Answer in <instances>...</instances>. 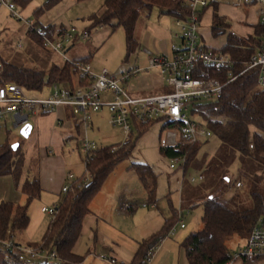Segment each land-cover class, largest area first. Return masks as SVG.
<instances>
[{"label": "rangeland", "instance_id": "374dc122", "mask_svg": "<svg viewBox=\"0 0 264 264\" xmlns=\"http://www.w3.org/2000/svg\"><path fill=\"white\" fill-rule=\"evenodd\" d=\"M51 0H31L30 3L22 8L16 3V13L19 15V19L12 17L10 10L5 5H0V62H7L17 66H24L26 68H36L44 70L47 73L51 71L54 66H64L66 61L64 57L58 53L50 52L45 47H42L36 41H34L29 35L30 22L37 30L43 28L59 29L65 26H76L77 28H87L91 30V36L88 40H77L70 44V50L68 47L64 50L65 55L70 61L76 59H86L92 65L94 73H100L103 69H107L110 74L120 77L124 72L132 70L139 65V58L143 54L140 41L139 49L133 54H128L127 37L125 30L122 27L113 28L110 25L99 26L91 29V18L94 15H101L104 10V4L106 0H56V2L48 7V3ZM235 3L238 0H233ZM211 0H209V3ZM220 6L229 8L233 6V2L229 0H218ZM47 6V7H46ZM221 7V8H222ZM235 7V6H233ZM241 10L243 17L247 19V23L233 19L231 22V29L235 34L239 36L250 33L255 35L254 26L261 23V19L258 17L259 11L258 5H242L241 7H235ZM43 9V12H37ZM199 11H202L201 6L198 7ZM212 10H214L212 4L207 8L203 19H201V32L205 36L206 42L210 40L211 26H212ZM228 10V9H227ZM160 9L155 7L150 16H142L145 19H151L152 27H163V22H160ZM165 24V16H162ZM248 24V25H247ZM237 28L235 29V27ZM159 29V30H160ZM156 30L155 36L159 33ZM57 31V30H56ZM171 31L173 33L181 34V28L177 25L176 21L171 22ZM212 40L216 41L218 45H223L227 40V35L220 37H213ZM137 39V37H136ZM175 41V40H174ZM181 41V40H180ZM23 46L20 48L19 44ZM176 44H180L179 41H175ZM172 49V47H171ZM141 50V51H140ZM140 54V56H139ZM143 58V56H142ZM141 66V65H140ZM123 72V73H122ZM150 71L145 69L140 75H148ZM166 83V82H165ZM171 91L166 83V92ZM54 92L52 85L46 83L42 90L38 91H26L27 95L31 98H47ZM153 96V95H145ZM191 118L198 122L203 123L196 115H191ZM93 127L87 128V131H78L75 128L61 126L60 123L53 128L55 134L51 131L50 126H44V131L38 136L36 130L32 137L25 139L22 136L21 130L23 126H15V122L11 116L0 120V146L9 142L11 145L21 144L24 152L27 154L28 160L32 157L35 149H39L41 155L44 151H53L54 156L57 159H63L65 162V174L72 175L75 179L67 180L66 185H72L78 178H83L87 175L86 171V153H84L82 145L84 141H89L93 149L102 148L105 146L119 145L127 142V136L124 131L118 127H113L108 122L101 120L99 117L93 118ZM29 123L35 126L34 118H31ZM204 124V123H203ZM134 139L138 137L137 133L133 134ZM166 141V130H163L162 121L156 122L149 131H147L140 139H138L137 146L130 159L122 162L117 169H115L108 177L106 183L102 187L100 198L96 200V203L100 206H111L116 209L117 214H124L127 211L123 210V205L126 202L134 203L136 210L128 212L130 215L138 213L142 209L144 211H155L161 216V219L156 218L154 221L160 231L164 224V217L170 218L173 216L171 203L174 208H178L180 200L184 201V208L186 215L183 222L186 225L185 229H181L177 224L176 231L173 236L161 241L158 247L154 250L155 257H153L149 264H189L185 255L184 249L181 248V243L190 235L199 232L203 226L202 217L204 214L203 207L197 205L194 208L191 207L194 203L197 204L202 198L215 195L220 202L230 206H234L240 209H252L254 202L251 196V189L249 185V178L246 175V171L242 172V158L239 154H236L230 161L229 168L226 170H220L217 173H208L205 175V169L207 165L217 156L221 147V142L217 136L213 135L211 138L203 140L201 147L197 153V156L190 161V163L181 167L177 166V169H170L171 158H167L160 152V146ZM37 146V147H36ZM132 162L144 163L152 166L158 175L159 182V194L161 196L160 202H158L159 211L153 207L152 203H149L148 195L139 181L138 174L134 170H129V165ZM27 169L31 165L30 179L37 176L38 162L37 157H34L32 163L30 160L26 163ZM43 172L48 176L55 177L58 175V170L55 167L53 171L43 165ZM183 168H185L183 170ZM184 173L183 185L181 190L171 192L169 189V178L173 177L174 173ZM262 173V172H261ZM263 174V173H262ZM204 175L205 179L200 181L199 177ZM47 177V176H46ZM50 177H48L50 179ZM196 178L195 183L191 182V178ZM222 179H225L223 181ZM51 181L53 179H50ZM242 183V187L238 188L236 184ZM171 192L168 197V193ZM133 194L135 195L133 197ZM65 194L62 193V197ZM60 196L48 192H42L40 197L34 199L29 203L27 197L24 194H16L12 199L16 200L15 204L29 206L30 224L28 228L23 232H18L15 235V241L20 245L26 246L28 243L41 244L47 233V229L54 219V216L47 213H43V208H57L61 201ZM95 203V204H96ZM144 205L148 207L145 208ZM110 210V209H109ZM111 211V210H110ZM125 211V212H124ZM113 213V212H111ZM114 216V214H112ZM115 217L117 215L115 214ZM86 219V218H85ZM87 218L84 220V231L80 239L81 246L79 248L82 256L86 257L90 251V255H93V264H109L101 259V257H110L108 252L96 247L98 238H96V227L91 226L90 220ZM119 219L123 222L121 216ZM129 221L134 231H139L141 224L139 219H126ZM154 223V224H155ZM162 224V225H161ZM161 226V227H160ZM138 234L137 232H134ZM100 236V235H99ZM101 237V238H100ZM99 240L102 239V236ZM133 237V236H132ZM101 241V240H100ZM246 240L238 236H233L227 241V247L229 251L234 255H240L246 246ZM96 247V249H95ZM163 249V250H162ZM160 250L161 255L156 257ZM167 252L165 259L161 262L162 255ZM49 253L38 255H29L24 253V256L31 262L44 263L46 262L45 256ZM157 258V259H156ZM51 262V261H50ZM120 264V263H117ZM236 264H243L242 260H238ZM250 264H264V259L256 261Z\"/></svg>", "mask_w": 264, "mask_h": 264}, {"label": "trees", "instance_id": "16d2710c", "mask_svg": "<svg viewBox=\"0 0 264 264\" xmlns=\"http://www.w3.org/2000/svg\"><path fill=\"white\" fill-rule=\"evenodd\" d=\"M12 1L24 8L31 0ZM55 2L56 0H51L47 6L50 7ZM210 4L214 8L212 35L215 38L227 35V42L221 50L237 62L236 72H241L245 68L244 63L259 49L264 38V26L259 23L255 27V35L249 38L240 37L230 31L231 22L226 16L219 14L218 3L215 0H211L207 7L199 11L200 18L205 15ZM155 7L160 9V14L181 21H185L192 14L189 0H106L101 15H94L91 18L90 28L105 25H110L114 29L122 27L127 37L128 54L131 55L139 49L136 39L138 21L142 16H150ZM37 12L42 13L43 9ZM63 29L60 30V34L65 30ZM42 30L47 36L53 37L54 28ZM86 30L91 32L90 29ZM28 35L44 47L43 35L38 33L36 27L30 28ZM75 74L76 70L68 63L62 67L54 66L47 73L36 68L0 62V85L17 84L26 91L42 90L46 83L52 86L56 83L73 85ZM220 75L224 77L223 73ZM192 115L199 117L212 132V136H217L221 142L219 153L207 165L205 175L226 170L231 165L232 158L239 154L242 158V172L245 168L249 178L254 207L245 210L223 204L215 195L202 198L189 208L197 205L203 207V228L188 236L181 243V248L184 249L189 264H227L233 260L227 241L233 236L247 240L255 226L259 224L264 226V91L258 87V70L240 76L225 88L223 95L218 99L195 103ZM156 122L158 121L140 127L138 137L133 141L92 149L87 153L86 171L93 176L91 183L82 189L65 194L57 206V213L47 229L43 242L28 245L36 247L39 252H50L55 249L62 260L61 264H83L85 257L76 254L74 248L82 236L84 220L91 214L94 200L111 173L122 162L131 158L138 139ZM176 125L180 126L179 123L168 122L163 126V130ZM200 147L201 143L178 147L161 145L160 152L171 159L187 155L188 165L197 156ZM25 165L26 153L21 144L16 151L9 142L0 146V177H13L16 187L30 203L40 197L42 185L39 176L29 178L32 170L26 171ZM128 168L138 174L149 203L155 204L158 175L154 168L137 162H132ZM172 212V218L166 221L162 230L140 243L132 264H145L149 260L151 252L176 223L177 211L173 209ZM29 224V206L0 202V264H52L49 261L31 262L17 249L22 245L15 241V235L25 231ZM11 240H14L15 248L4 250L3 244ZM263 259L264 256H258L241 257L239 260H242L243 264H250Z\"/></svg>", "mask_w": 264, "mask_h": 264}, {"label": "built area", "instance_id": "2783aa9c", "mask_svg": "<svg viewBox=\"0 0 264 264\" xmlns=\"http://www.w3.org/2000/svg\"><path fill=\"white\" fill-rule=\"evenodd\" d=\"M229 1L233 2L235 7L258 5V15L264 26V0H238L236 3L233 0ZM208 4V0H189L191 16L185 21H176L182 33L180 34L181 44L173 46V58L169 59L165 56L151 58L148 69H160L168 87L171 88V91L159 96L135 98L130 95L125 85L132 77L142 72L139 68H134L116 77L107 69L94 73L88 62L70 61L64 53L66 45L77 40H88L91 36L88 30L70 26L58 36L59 38L47 36L43 30H38V33L43 35L44 47L50 52L62 55L66 63L76 70L74 84H54V92L47 98H31L26 90L17 84L0 85V120L11 116L15 126H24L31 118L47 116L60 110H70L88 128L91 115L106 108L110 114V125L122 129L127 136V141H133V134H138L140 127L154 121H162L163 126L168 122L180 124V126L176 125L166 129V141L162 145L167 147L194 146L211 138L212 132L206 125L191 118L193 105L200 101L218 99L229 84L253 70H258V87L264 91V38L256 54L244 63V70L236 72L237 62L229 54L222 50L209 49L201 42V18L198 7L205 8ZM0 5H5L12 17L19 19L16 4L12 0H0ZM28 25L29 29L33 28L30 22ZM22 46V44L19 45L20 48ZM221 73L224 77L220 75ZM105 95H110L111 98L105 100ZM59 123L61 124V121ZM82 148L86 154L93 149L87 140L84 141ZM187 163V155L172 158L170 169L175 170L178 165L185 167ZM69 178L72 179L71 176ZM92 179V174L87 172L81 180L73 182L72 185H65L62 193L68 194L76 189H82L89 185ZM204 179V175L199 177L200 181ZM190 180L192 183L197 181L194 177ZM236 186L241 188L242 183L238 182ZM181 187L180 183V190ZM136 206L134 203L126 202L123 210L132 212L137 209ZM144 207L148 206L144 205ZM42 212L55 217L57 208H43ZM185 215V210L180 206L177 210L176 223L163 240L174 235L177 224L181 229H185L186 225L183 222ZM246 241L241 254L233 255V260L227 264H236L241 257L264 256V226L261 224L255 226ZM14 248V240L3 244V249L6 251ZM17 249L32 256L46 253L39 252L36 247L29 245H22ZM154 250L145 264H149L150 260L155 257ZM48 253L45 256L47 261H51L52 264H61L62 260L55 249ZM101 259L109 264L118 263L115 258L101 257Z\"/></svg>", "mask_w": 264, "mask_h": 264}, {"label": "crops", "instance_id": "0c3cea01", "mask_svg": "<svg viewBox=\"0 0 264 264\" xmlns=\"http://www.w3.org/2000/svg\"><path fill=\"white\" fill-rule=\"evenodd\" d=\"M209 1V0H208ZM218 3V9H219V14L222 16H226L229 20L233 22L234 18L237 21L247 23V19L244 18L241 14V10H238L237 8L230 6L229 8H224L220 6V2L218 0H215ZM222 7V8H221ZM228 9V10H227ZM213 13L214 10H212V21H213ZM160 15V22H163V27L160 29L159 27H155V29L152 27L151 19H145V17H141L138 21L137 27H136V37L137 40L140 41L141 44V49L142 47L144 48L142 50L143 58L141 56V59L139 58V65L137 64V67H140L142 71L145 69L146 71H150L148 75H137L132 77V79L125 85L127 88L128 92L132 97L135 98H144V97H149L145 95H153V96H159L163 95L166 92V80L164 76L161 74L160 69L155 68L149 70V65H150V60L151 58L157 57V56H165L168 57L169 59L173 58V46L174 45H180L181 44V39H180V34L178 33H173L171 31V22L172 20L177 21L174 17L169 16V15ZM258 15V12H257ZM162 16H165L166 22H168V25L165 24L162 19ZM204 17V16H203ZM202 17V19H203ZM232 17V18H231ZM259 17V15H258ZM248 25V24H247ZM68 26L61 27L59 29H54V38L58 37L60 35V30L61 29H66ZM255 27L254 26V32H255ZM237 26L235 27V29ZM63 29V30H64ZM86 30L87 28H80V30ZM160 29V30H159ZM156 30H159V33L157 36H155L154 33H156ZM211 35H212V30H211ZM210 35V40L208 39V43L206 42L205 36L201 32V42L206 45L209 49L212 50H221L226 42L221 46L216 43V41L212 40V36ZM238 35V34H236ZM239 36V35H238ZM253 36V34L246 33L241 35L240 37L243 38H249ZM59 38V37H58ZM179 41L180 44H176L175 41ZM21 44V43H20ZM19 44V45H20ZM68 47L67 50H70L71 46L66 45ZM172 47V49H171ZM141 51V50H140ZM140 56V54H139ZM86 59L82 60L76 59L75 61H85ZM90 63L88 60L85 61ZM91 65V64H90ZM141 65V66H140ZM92 68V65H91ZM92 71L94 72V69L92 68ZM130 71V70H128ZM123 73V72H122ZM125 73V72H124ZM110 95H105L104 99L108 100L110 99ZM109 112L106 108L102 109L100 112L96 114H92L91 118L89 120V127H93L94 121L93 118L99 117L101 120L106 121L109 123ZM35 121V126L33 128V131L30 135L32 137L33 133L37 132L38 136L41 134L42 131H44V126L48 125L50 126V129L53 133L58 134L57 132L53 131L52 127H55L59 121H61V126H67V127H73L76 130L80 131H87L86 125L78 118H76L70 110H60L57 113H53L47 116L43 117H36L34 118ZM88 127V128H89ZM37 147V146H36ZM54 152L53 151H44V154L41 155L39 152V149H35V152L32 154V157L29 159L30 163H32L34 157H37V162H38V173L37 176H39L41 185H42V192H48L52 193L53 196H62V188L66 185L67 180H69L70 176L72 179H75L72 175L68 176L65 174V162L63 159L53 157ZM29 157H27L26 154V163L29 161ZM43 165L48 167V169L53 171L55 167L58 170V175L55 177L48 176L43 172ZM28 169H32L31 165ZM27 165H25V170L27 171ZM156 171V170H155ZM185 174L182 173H174L173 177L169 178V189H171V192L175 191V188H177V191L180 189V183L183 185V179H184ZM50 179H53L52 181ZM77 181L81 178H76ZM159 179V178H158ZM74 181V182H77ZM140 181V179H139ZM141 182V181H140ZM106 183V182H105ZM142 184V183H141ZM106 186V185H105ZM104 186V189H105ZM102 189L100 193L98 194L99 198L104 191ZM171 192L168 193V197L170 196ZM23 194L20 189H18L15 185V181L13 177L11 176H4L0 177V202L2 201H7V202H13L16 203V200L12 199L14 195L16 194ZM42 194V193H41ZM156 203L153 204V207L156 208V210L159 211L158 207V202H160L161 196L159 194V182H158V187H157V194H156ZM98 196L94 200L92 206H91V214H89L87 218H91L90 220V225L96 227V238H98V241L96 243V247L99 249H103L105 252H108L110 257L115 258L118 263L120 264H132L135 258V254L137 250L139 249L140 243L152 235L156 234L159 232L158 226L154 221H157L156 218L161 219V216L156 213L155 211L149 210L144 211L145 209H142L138 213L130 215L128 212L120 215L116 213L117 207L114 209L111 206H103L100 207L97 203L96 200L98 199ZM135 195L133 194V197ZM149 199V198H148ZM96 203V204H95ZM170 204L172 205L171 208L176 209V211L181 207H183L184 210L187 208H184V201L180 200V204L178 208H174L173 204L171 203L170 199ZM155 205V206H154ZM111 211H110V210ZM113 212V213H111ZM125 212V211H124ZM133 212V211H132ZM114 214V216L112 215ZM115 214L117 215L118 218L115 217ZM119 216H121L123 222L119 219ZM139 219V224L143 226L140 228L139 231H134L129 223V221L126 222V219ZM172 218V216L170 217ZM170 218L164 217V224L166 221H168ZM162 220V219H161ZM85 222V221H84ZM155 223V224H154ZM162 225V224H161ZM161 227V226H160ZM164 227V225H163ZM162 227V228H163ZM161 228V230H162ZM186 228V227H185ZM203 228V226H202ZM201 228V229H202ZM83 231H84V226H83ZM134 232H137L138 234H135ZM83 234V232H82ZM102 236V239L99 240V237ZM133 236V237H132ZM101 238V237H100ZM81 239V238H80ZM80 239L77 242L74 251L78 255H83L82 252L80 253L79 248L81 246ZM29 244V243H28ZM95 247V249H96ZM163 250V249H162ZM160 250L159 254L156 256L158 258L159 255H161ZM90 251L88 252L87 256L85 257V261L83 264H93V255H90ZM167 255V252L162 255L160 261L162 262ZM156 258V259H157Z\"/></svg>", "mask_w": 264, "mask_h": 264}, {"label": "water", "instance_id": "95a60500", "mask_svg": "<svg viewBox=\"0 0 264 264\" xmlns=\"http://www.w3.org/2000/svg\"><path fill=\"white\" fill-rule=\"evenodd\" d=\"M32 131H33V126L30 123H27L26 125L23 126L21 133L25 139H28ZM18 148H19V144L13 145V150L16 151Z\"/></svg>", "mask_w": 264, "mask_h": 264}]
</instances>
